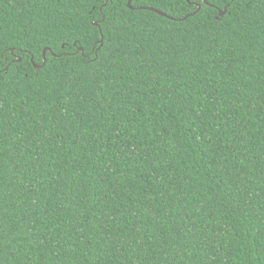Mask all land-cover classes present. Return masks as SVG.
I'll list each match as a JSON object with an SVG mask.
<instances>
[{"label":"trees","instance_id":"obj_1","mask_svg":"<svg viewBox=\"0 0 264 264\" xmlns=\"http://www.w3.org/2000/svg\"><path fill=\"white\" fill-rule=\"evenodd\" d=\"M128 2L0 0V264H264V0Z\"/></svg>","mask_w":264,"mask_h":264},{"label":"water","instance_id":"obj_2","mask_svg":"<svg viewBox=\"0 0 264 264\" xmlns=\"http://www.w3.org/2000/svg\"><path fill=\"white\" fill-rule=\"evenodd\" d=\"M204 1H205V0H204ZM106 4H107V3H106ZM106 4H105V5H106ZM129 5H131V6L129 7ZM128 7H129L131 10H134V8L132 7V0H129V2H128ZM141 9H146V10L152 11V12H154V13H157L158 15H161V16H163V17H166V18L171 19L170 16H168L167 14H165V13H163V12L157 10V9H154V8H141ZM226 13H227V9H225L224 11H220V12H219V17L224 16ZM98 25H99L98 22L93 23V26H94V27H96V26H98ZM101 43H103V37H102V39H101ZM79 51L82 52V53H84V49H83V48H80ZM47 52H48V49H46V50L43 52L44 64H46V61H47V60L45 59V57H46V53H47ZM19 61H21V60L19 59ZM34 66H35V68H36L37 70H40V69L43 67V66H37V65H34Z\"/></svg>","mask_w":264,"mask_h":264},{"label":"snow or ice","instance_id":"obj_3","mask_svg":"<svg viewBox=\"0 0 264 264\" xmlns=\"http://www.w3.org/2000/svg\"><path fill=\"white\" fill-rule=\"evenodd\" d=\"M107 5H105V7H106ZM131 5H129V7H130ZM45 59H47V57H45Z\"/></svg>","mask_w":264,"mask_h":264}]
</instances>
